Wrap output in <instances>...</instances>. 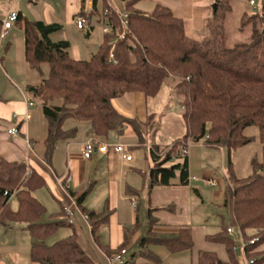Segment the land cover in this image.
Listing matches in <instances>:
<instances>
[{
  "label": "trees",
  "instance_id": "16d2710c",
  "mask_svg": "<svg viewBox=\"0 0 264 264\" xmlns=\"http://www.w3.org/2000/svg\"><path fill=\"white\" fill-rule=\"evenodd\" d=\"M122 1L127 15L125 27L121 22L123 13L106 0H92L89 16L98 13V20L110 30L103 31L98 49L88 59L74 58L69 41L52 39L60 24L17 13L14 24L22 31L25 61L38 73L43 64L49 67L39 84L25 87L46 119L44 161L51 163L59 141L75 137L77 127L64 126L69 120L86 123L91 136L100 142L106 141L111 132L121 134L130 128L138 139V147H143L149 135L152 165L147 172L133 168L142 175L149 191L156 186L173 185L176 175L177 184L189 183V143L225 148L228 183L223 191V206L229 209L230 225L238 228L244 239H254L244 248L246 260H251L248 264H264V0H260L259 12L241 14L239 29H250L249 40L231 47L226 46L224 23L233 0H213V20L219 21L220 30L205 20L204 27L211 31V37L202 40L189 39L185 19L164 4L156 3L150 11H144L136 7L137 0ZM169 79L183 98L186 131L171 142L160 144L154 139L159 123L156 113H149L143 120L130 118L119 113L112 100L131 92L154 97ZM251 127L256 129L255 134L246 133ZM255 139L260 144V158L253 157L249 163L251 173L239 177L230 152ZM45 185V177L37 169L0 154V224H26L33 238L29 251L33 263L96 264L78 241L73 224L41 221L46 208L33 193ZM90 189L91 186L80 194L68 191L81 213L88 217L90 233L97 241V230L109 222L111 210L107 205L99 212L84 207ZM125 190L139 195L129 186ZM13 197L17 200L16 209L10 205ZM156 209H148L153 224L158 221L152 213ZM60 213L63 215L62 207ZM61 226L73 228L72 233L47 245L45 239ZM228 227L222 221L216 233L206 235L208 241L225 247L226 259L214 251L199 250L197 264H240L232 251L235 242L227 234ZM146 242L164 246L173 254L194 247L189 227H180L171 236L157 235L150 227L140 244ZM126 243L124 240L117 250L125 248ZM142 255L161 262L153 252Z\"/></svg>",
  "mask_w": 264,
  "mask_h": 264
},
{
  "label": "rangeland",
  "instance_id": "374dc122",
  "mask_svg": "<svg viewBox=\"0 0 264 264\" xmlns=\"http://www.w3.org/2000/svg\"><path fill=\"white\" fill-rule=\"evenodd\" d=\"M253 1L254 4L252 5L250 4V0L232 1V10L227 14L224 23L226 46L231 47L239 42L249 40L250 29H239L240 16L243 12L250 14L259 12L260 0ZM14 2L15 0L0 1V16L6 17L11 12L10 6ZM22 2L29 9V12L23 13L28 15L29 18L40 20L42 11L41 9L37 10L39 3H47L57 14H60L63 9L67 10L68 0H38L37 3L22 0ZM150 3H152L151 0H144L139 6L144 11H149L148 5ZM211 3L203 5L205 20L207 22L212 21L211 26L216 28V30H220L219 21L213 20L215 4H212V8ZM14 9L20 10L21 8L15 5ZM185 22L186 35L189 39L202 40L211 37V31L206 27H203L202 32H199L191 27V20L185 19ZM99 24L97 26L98 30L106 26V24L101 22ZM7 42L10 43L9 51H5L4 47ZM23 49L22 31L13 24L7 39L0 40V58L3 57V62H0V93H3V95L10 91L19 95L20 90L23 91V84L20 82L23 77L24 68ZM6 66L9 68L7 69L8 74L5 80L1 69ZM4 97L8 98L0 99V104L11 101V96ZM156 97L152 99V104H149V107L157 111L155 113L159 121L154 139L157 142V140L159 141V139L164 138L169 142L171 139L174 140L176 137L174 135H179L178 133L181 131L180 135H182L186 130V120L183 116V108L181 107L183 98L175 92L174 82L170 79L163 85ZM165 101L170 103L171 111L162 108ZM0 122L4 126L11 124L8 119H2ZM71 124H74V121L69 120L64 126ZM246 133L255 134L256 129L252 127L247 128ZM107 140L108 144L118 143L125 146L133 160L131 162L125 160L120 162L113 159L112 162L110 159H107V156H100L103 160L93 162L90 169H88L82 188H78L76 192L81 193L91 186L89 193L83 201V206L89 210L99 212L107 205L109 210H111V215L114 207H117V200L120 201L123 198L124 201H120L119 208H116L113 219L116 218L118 223H120V227H124L127 232L126 259L132 257V261H135V263H131L129 260L127 264H157L148 257L143 256V252L149 253L154 251L161 257L167 255V249L164 246L153 242H146L145 246L141 247L140 241L143 237L148 236L150 227H152V230L158 232L156 233L157 235L171 236L172 234L168 232L171 227L177 224L189 223L194 240V247L192 249L193 264H196V253L198 250L215 251L220 257H225V250L222 245L214 244L206 239V235L214 234L219 230L222 221L232 228V238L235 244L239 246L242 241V233L238 228L230 225L229 209L223 206V191L228 183L226 176L228 152L225 148H212L203 144L189 143L187 149L189 183L187 185L177 184L178 176L176 175L173 178V185L154 187L149 191L142 175L134 171L133 168L147 172L151 167V137L147 135V141L143 147H138V139L135 135L127 133L117 134L116 132H111ZM230 157L233 161L236 174L239 177L248 176L251 173L250 160L253 157L260 158V144L258 140L255 139L242 148L232 150ZM41 173L48 181V174L44 170H41ZM203 177L216 179L218 185L211 187L202 184L201 178ZM127 186L139 191V209L136 212L130 207L129 201L124 199V191ZM50 189V184L46 183L43 188L33 193L34 197L41 201L46 208V213L41 217V221L62 220L66 222L65 216L60 213L61 210L58 203L50 193ZM216 191H219V193L216 194ZM171 204H173L174 210L164 208L169 207ZM10 205L12 209L17 208L15 197L11 198ZM150 207L157 208L152 212L158 220L157 224H153L148 218V209ZM73 221V228L78 236V241L86 252L97 264H107L105 261L107 257L105 258L97 251L94 239L89 232V224L86 222L79 208L74 212ZM13 226H15L20 237L25 234L29 236L27 235L28 231L25 223H14ZM73 228L61 226L53 235L45 239V243L49 245L68 236L72 233ZM107 235V231L101 234L102 241ZM261 248L264 249V243L261 245ZM236 256L240 264H248L242 250H238Z\"/></svg>",
  "mask_w": 264,
  "mask_h": 264
},
{
  "label": "crops",
  "instance_id": "0c3cea01",
  "mask_svg": "<svg viewBox=\"0 0 264 264\" xmlns=\"http://www.w3.org/2000/svg\"><path fill=\"white\" fill-rule=\"evenodd\" d=\"M0 1H7V0H0ZM28 1L32 3H37L38 0H28ZM106 1L114 9L123 13V15L126 14L124 13V5L122 0H106ZM143 1L144 0H137L136 7L141 9L139 5L142 4ZM151 1L152 3L148 5L150 10L154 7L156 3L164 4L169 8H171V10L174 12L176 16L181 17L183 19L191 20V27L199 32H202L205 24V12L203 11V7H204L203 5L210 2H212L211 5L213 4L212 0H151ZM23 4L24 3L22 2V0H15L14 4L10 6V10L15 11L16 13L21 12L23 15H25V13L23 12H29V9ZM15 5H18V7H20L21 9L15 10L14 9ZM37 7H38L37 10L41 9L42 11L40 15L41 16L40 20L46 23H58L61 25L60 30L52 35V39L69 41L70 42L69 51L74 58L88 59L93 53L96 52L99 43L102 41L103 27L100 28L101 30L97 29L98 28L97 26L100 25L99 24L100 21L98 20L97 17L98 13L94 15L91 14L89 16V13L92 9V0H87V1L68 0L67 10L63 9V11H61L60 14H57L55 10H53V8L49 7V5L44 2L39 3ZM80 13L85 15L86 17V23L82 28H78L74 20L75 16ZM26 16L28 17V15ZM4 18L5 16L4 17L0 16V40L7 39L14 24L13 23L12 26L7 30L5 36L1 37V32L3 31L2 21ZM4 47H5V51H9L10 43L7 42ZM0 62L1 63L3 62V57L0 58ZM7 66L3 67L4 69L3 68L1 69V71L5 76L4 77L5 80L8 74L7 69L9 68V67L7 68ZM48 70H49L48 65L43 64L41 66V73H38L35 69H32L24 59L23 77L20 80V82L23 84V91L20 90L19 95L13 91H10L5 95H3V93H0L1 99L8 98L4 96H11V101H8V103L5 104H0V120L8 119V121L11 122V124L7 126L2 125V123L0 122V154L9 160L25 161L27 165L34 167L40 173L41 170H44L49 177L48 178L49 182L46 179L45 180L47 184L48 183L50 184L51 187L50 193L58 203V206L60 207L61 210L62 204L64 202H68L69 196L71 195H69L70 194L69 191L64 190L57 184L56 178L62 177L70 173L71 182L69 189H71L73 192H76L78 188H82V185L86 179L88 169H90L94 161L100 162L103 160L102 157L104 156H107V159L108 160L110 159L112 162L113 159L120 162L123 161V159L118 158L111 151L107 153H101L98 150L94 152L91 159H85L82 155V146L84 142L87 141L89 138H92V136L89 133V128L87 124L77 123L74 121V124L65 127L76 126L77 133L75 137L69 140L59 141L53 153L51 163L48 164L44 161L43 140L45 139L47 133L46 119L43 115L41 106L34 98H31L27 95L25 91V87L27 85L39 84L42 78L48 74ZM156 96L150 98V97H145L140 92L125 93L120 97L114 98L112 100V104L119 113L130 118L137 117L143 120L146 117V115H148L149 113L157 112L154 110V108L149 107V104H152L153 101L152 99L157 98ZM29 101L33 102V105L29 106L28 104ZM169 104L170 103L165 101L163 103L162 108L171 111V107ZM67 122L68 121H66L65 124ZM13 126L17 128L16 134H11L8 132L9 128ZM181 132L178 134L180 135ZM124 133L134 135L130 128H126L123 131V134ZM179 135H174V136H176L175 138H178L183 134L180 136ZM171 141L172 139L169 142ZM104 142L107 143L108 140ZM169 142L166 141L164 138L159 139V141L157 140V143L160 144H166ZM28 144H30L31 146L28 147ZM194 144H201V143L199 142ZM187 159H188V154H187ZM132 160L133 158L131 157V160L127 162H131ZM188 171H189V167H188ZM156 187H160V186H156ZM76 193L80 194L78 192ZM215 193L218 194L219 191H216ZM124 194H125L124 199L129 201L130 207L136 212L139 209V200H138L139 195L129 194L126 192V190L124 191ZM131 200L135 201V206L132 205ZM120 201L123 202L124 201L123 198ZM120 201L117 200V207H114V211L109 218V222L101 225L98 228L97 230L98 240L97 241L94 240L97 251L100 254H102L105 258L118 251L117 248L121 245V243L124 240L128 242L127 232L125 231L124 227H120V223H118L116 218L113 219L114 212L116 211V208L117 209L119 208L118 206ZM171 205L173 206V204ZM170 210H174V206L173 209ZM180 227L190 228V224L187 223V224L174 225L169 229L168 232H170L171 234L176 233ZM104 231H107L108 235L104 237V240L102 241L101 234ZM152 231L154 233H158L156 232V230H152ZM27 235H29V233ZM32 242H33V238L30 235L26 236L25 234L24 236L20 237L13 224H7V225L0 224V264H36L33 263L29 257V251ZM214 244H218V243H214ZM143 246L145 245L144 244L141 245V247ZM192 251L193 250L183 251L173 254V253H169L167 250V255L165 257L159 256L154 251L153 253L156 254L161 260V262L157 264H180V263L193 264ZM220 258L226 259V251H225V257H220ZM129 260L131 263H135L134 260L132 261V257L128 258L127 262H129ZM105 261L107 263V259H105ZM196 264H197V255H196Z\"/></svg>",
  "mask_w": 264,
  "mask_h": 264
},
{
  "label": "built area",
  "instance_id": "2783aa9c",
  "mask_svg": "<svg viewBox=\"0 0 264 264\" xmlns=\"http://www.w3.org/2000/svg\"><path fill=\"white\" fill-rule=\"evenodd\" d=\"M250 4L251 5L254 4V1L250 0ZM16 18H17V13L14 11H11L3 19V21H2L3 31L1 32V37L5 36V34L7 33V30L12 26V24L14 23ZM74 20H75L76 26L78 28H82L86 23V17H85V15H83L81 13L77 14L75 16ZM121 22H122L123 27H125L126 23H127V15L126 14L122 15V21ZM109 30L110 29L107 25L103 28L104 32H109ZM113 48H114V46L111 47V52H112ZM112 56H113L112 53H110L111 58H112ZM28 104H29V106H31V105H33V102L29 101ZM8 132L11 134H16L17 128L15 126H13V127L9 128ZM30 146L31 145L28 144V147H30ZM96 150H98L101 153H107V152L111 151L118 158H121L125 161L131 160V157H132L131 154L129 153L128 149L125 146H123L122 144H118V143L108 144L106 142H100L96 138H93V137L89 138L87 141L84 142V144L82 146V155L85 159H91ZM56 182L61 188L68 191L69 186H70V182H71L70 173L66 174L62 177L56 178ZM201 183L206 185V186H211V187H216L218 185V182L216 179L206 178V177L201 178ZM69 195H71V194H69ZM131 201H132V205L135 206V201L134 200H131ZM61 207H62L63 215L66 218V222L69 224H73L74 212L78 208L75 197H73L72 195L69 196V201L64 202ZM84 218L88 223V217L86 215H84ZM89 227H90V225H89ZM226 230H227V234L230 237H232V233H233L232 228L228 227ZM241 243L239 244V246H237L235 244L232 247V251L235 254H237L238 250H242L244 253V248L248 244L254 243V239L246 240V239H244L243 234H242ZM126 255H127L126 248H121L118 251H116L115 253H113L112 255L107 257V264H124L127 261ZM250 262H251V260H247V263H250Z\"/></svg>",
  "mask_w": 264,
  "mask_h": 264
},
{
  "label": "water",
  "instance_id": "95a60500",
  "mask_svg": "<svg viewBox=\"0 0 264 264\" xmlns=\"http://www.w3.org/2000/svg\"><path fill=\"white\" fill-rule=\"evenodd\" d=\"M214 7H215V5H214Z\"/></svg>",
  "mask_w": 264,
  "mask_h": 264
}]
</instances>
